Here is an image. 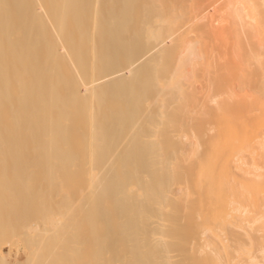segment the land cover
<instances>
[{"label":"bare ground","instance_id":"6f19581e","mask_svg":"<svg viewBox=\"0 0 264 264\" xmlns=\"http://www.w3.org/2000/svg\"><path fill=\"white\" fill-rule=\"evenodd\" d=\"M201 2L0 0V264H264V0Z\"/></svg>","mask_w":264,"mask_h":264},{"label":"rangeland","instance_id":"374dc122","mask_svg":"<svg viewBox=\"0 0 264 264\" xmlns=\"http://www.w3.org/2000/svg\"><path fill=\"white\" fill-rule=\"evenodd\" d=\"M198 2V0H196ZM202 0H199V2H201ZM204 1V0H203ZM201 2L203 8H205V6H207L206 4H208L210 0H205V2ZM194 1H192V4L190 5L188 2L185 3L187 5L190 6H194L195 3H193ZM204 3V5H203ZM200 4V6H201ZM195 6H199V3H197ZM201 6V7H202ZM173 117L176 118L175 122L171 123V128L173 129H180V121H179V117L176 115H172ZM173 162L172 164V168L175 171V186L178 187H183L186 183L191 196V199H194V203L197 207V203H198V198H199V191H200V187H201V183H202V175H201V165H200V159L199 157H197L195 160H190L188 158H186L185 156L181 155V154H176L174 156V159L171 160ZM187 179V181L185 180ZM185 180V182H184ZM73 184L78 183V179H72L71 180ZM133 184L131 183L130 187H129V192L133 193ZM46 201L48 202V204H50L57 212H63V210L60 207V192L59 191H49L46 193ZM18 250L15 249V247L13 246L10 249V252L8 250V247H3L2 251L4 253H9L10 256H8V260L9 262L13 263L14 262V258L17 257V259L22 260L25 257V250H23L24 248L19 245L17 246ZM15 251H17L15 253ZM15 255V257H14Z\"/></svg>","mask_w":264,"mask_h":264}]
</instances>
